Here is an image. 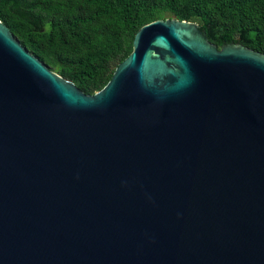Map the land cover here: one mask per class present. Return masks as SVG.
<instances>
[{"label": "water", "instance_id": "water-1", "mask_svg": "<svg viewBox=\"0 0 264 264\" xmlns=\"http://www.w3.org/2000/svg\"><path fill=\"white\" fill-rule=\"evenodd\" d=\"M133 44L88 94L0 19V264H264V53Z\"/></svg>", "mask_w": 264, "mask_h": 264}, {"label": "trees", "instance_id": "trees-1", "mask_svg": "<svg viewBox=\"0 0 264 264\" xmlns=\"http://www.w3.org/2000/svg\"><path fill=\"white\" fill-rule=\"evenodd\" d=\"M198 22L222 47L242 42L264 53V0H0V19L50 69L84 92L101 90L158 19Z\"/></svg>", "mask_w": 264, "mask_h": 264}]
</instances>
